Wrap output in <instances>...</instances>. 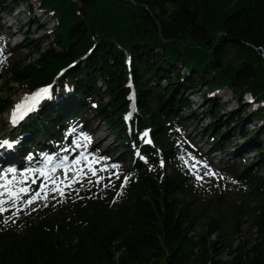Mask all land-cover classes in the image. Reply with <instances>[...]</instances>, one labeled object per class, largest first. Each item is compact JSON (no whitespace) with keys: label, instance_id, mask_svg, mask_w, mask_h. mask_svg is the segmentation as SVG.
I'll return each mask as SVG.
<instances>
[{"label":"trees","instance_id":"trees-1","mask_svg":"<svg viewBox=\"0 0 264 264\" xmlns=\"http://www.w3.org/2000/svg\"><path fill=\"white\" fill-rule=\"evenodd\" d=\"M80 1L0 0L1 12L34 2L53 22L42 28L39 44L46 46L36 47L38 58L9 70L24 92L50 86L15 129L29 135L20 151L39 133L55 132L63 116L93 115L150 165L138 162L137 181L115 196L85 189L63 196L51 211L0 224V264H264V0ZM225 89L239 107L251 102L250 111L242 109L243 123L260 127L244 130L239 115L222 120L216 95ZM11 92L0 95V113ZM187 93L206 103L201 135L209 147L233 163L239 159L241 170L232 164L231 171L262 198L254 221L260 241L249 248L234 246L230 237L246 211L232 207L229 223L224 216L206 218L208 206L193 193L190 177L174 168L177 138L194 116ZM231 133L243 139L235 152L226 143ZM244 152L256 156L242 163Z\"/></svg>","mask_w":264,"mask_h":264},{"label":"rangeland","instance_id":"rangeland-1","mask_svg":"<svg viewBox=\"0 0 264 264\" xmlns=\"http://www.w3.org/2000/svg\"><path fill=\"white\" fill-rule=\"evenodd\" d=\"M76 1L81 3L80 0ZM31 3L32 7L17 4L13 6L11 11L9 9L5 12L0 11V61H2L0 63V95L6 97L11 91L13 92L10 97L11 103L9 107L0 113V141L9 138V134L14 128L9 124L10 110L26 94L21 89L19 83L11 80L9 70L13 65L28 64L38 58L36 47L40 46L44 48L46 46L45 44H39L41 43V35L44 34L42 28L49 30L53 25L50 16L46 13L44 14V12L35 11L34 2ZM8 7L11 8L12 5H8ZM16 62L17 64H15ZM48 88L49 86H47V90ZM186 95L188 100L193 103L192 112L194 116L186 121L185 130H181L177 138L179 154L178 158L174 161V168L181 171L182 174H188L190 177L192 190L196 192L193 193L198 199H201L203 204L208 206L206 209V218L224 216L225 221L229 223L231 217L230 211H234L232 207L239 206L246 211L245 214L239 215L238 232L230 236L234 246L242 243L249 248L252 245L258 244L260 241L259 230L254 225V221L259 215V212L255 211V208L261 203L262 198L251 191L246 181H238L235 174L231 171L230 166L232 164H236L235 168L241 170L239 159L235 158V162L233 163L231 157L219 154V152H216L213 158L206 155L207 151L210 150L212 152L207 137L201 135V127L206 126L209 120L208 113L206 112V103L201 101L198 94L189 96L190 93H187ZM216 96L218 97L217 102L222 104L220 107L224 110L221 114L222 120L235 118L239 115V126L244 127V130L260 127L261 122L258 121H247L243 123L245 116L242 114V109L251 105L248 99L242 103L243 106L241 108L227 89L217 93ZM250 109L251 107L249 106L248 110L250 111ZM61 121L62 124L55 132L47 134L39 133L38 140L34 143L35 146L29 149L25 157L18 160L17 155L13 152L12 156L14 157V161H10L11 158H6V161L13 162L16 165H25L30 161V164L35 166L42 164L46 160L67 159L69 153L65 152L70 151V148H73L78 142L82 144L81 153L74 160L65 163L62 171L55 172L50 176L47 197L40 198L30 205L26 206L23 202L29 199L32 192L39 189L40 183L44 182L43 178L31 177L35 171H27L28 175L25 177L21 176L23 173L16 172L15 175L5 179L8 181L15 180L17 182L26 180L27 183H17L14 187H28L32 192L29 195L20 197L21 202L18 207L21 210L17 211L15 216H12L11 211H6L0 215L1 225H13L20 220L21 215L26 216L31 212L51 211L55 206L60 204L63 196L73 192L77 193L87 189L99 192L104 191L115 196V194H118L130 182L135 183L137 181L142 161L147 164L148 169L150 162L146 156L138 150L132 152L129 148L124 147V145H119L115 134L107 130L108 128H106L101 119L99 120L93 115L81 116L80 118L63 116ZM95 126L98 127L99 132L91 136L92 128ZM262 127V131H264V125ZM192 128L193 130L191 131ZM185 133L188 134L190 139L187 138L184 140V137L181 135ZM15 136L18 137L16 131ZM102 137L106 138V140L103 141L104 143L102 142V146L99 145L95 149L97 153L87 149L88 147L93 148L97 144L96 139ZM139 137L143 138V134L139 135ZM144 138L146 140L147 136L144 135ZM234 139L235 143L231 144V141ZM250 140L248 138V143ZM242 142L243 139L231 133L226 142L230 147L229 152H235ZM259 142L260 145L264 146V137H260ZM12 148H14L13 143ZM85 149L88 150L87 154L85 153ZM103 149L105 150L102 151ZM254 155L256 156V152L255 154L250 152L242 153L241 162H250ZM41 159L43 160L40 161ZM79 160L82 161L81 164L80 162L78 164L76 163ZM89 168L93 169L94 175L92 171H89ZM41 169L44 168L42 167ZM256 169L258 167L253 165V170L255 171ZM44 170L46 172L47 169ZM197 176L200 179H197ZM74 177L76 178V182H73ZM32 179L36 180L35 184L31 182ZM5 180H3V183ZM1 182L0 184H3ZM57 182L63 191L62 195L59 192L50 190L52 187L57 186ZM65 184L69 186H64ZM43 195L41 193L42 197ZM6 207H10V205H6ZM201 226L203 225L196 228V233L202 232ZM230 232L231 230L229 229L228 233ZM215 237V235H212L210 240H216ZM221 258L227 259L228 257L223 255Z\"/></svg>","mask_w":264,"mask_h":264},{"label":"snow or ice","instance_id":"snow-or-ice-1","mask_svg":"<svg viewBox=\"0 0 264 264\" xmlns=\"http://www.w3.org/2000/svg\"><path fill=\"white\" fill-rule=\"evenodd\" d=\"M0 63H2V61H0ZM43 91L44 93H47L48 90L44 89ZM16 108H17V112L13 114V122L16 121L17 113H19V111L24 108V105L23 104L17 105ZM145 135H147V133H145ZM0 146L11 147V145L6 141L3 142V144H0ZM76 163L78 164L79 161H77ZM31 171L32 170L30 169L29 172ZM37 171L39 172L40 176L43 178L44 182L40 183L39 189L35 192H32V190L28 187H14L17 183H21V184L27 183L26 180H21L19 182L15 180L12 181L5 180L3 184H0V215H2L6 211H11L12 216H15L17 211L21 210L18 207L19 203L21 202L20 197L29 195L30 192H32V194L29 196V199L23 202L26 206L35 203L36 200L40 198L47 197V192L49 190L48 182L50 180V177L48 176V174L45 172L44 169H38ZM89 171H92L93 175L95 174L93 169L89 168ZM23 175L27 176L28 174L25 173ZM197 179H200V177L197 176ZM31 182L35 184L36 180L32 179ZM73 182H76L75 177L73 178ZM64 186H69V185L65 184ZM50 190L54 192H59L61 195L63 194V191L59 186L58 182H57V186L52 187ZM41 193L44 194L43 197L41 196ZM5 197L7 198L5 199ZM6 205H10V207H6Z\"/></svg>","mask_w":264,"mask_h":264},{"label":"bare ground","instance_id":"bare-ground-1","mask_svg":"<svg viewBox=\"0 0 264 264\" xmlns=\"http://www.w3.org/2000/svg\"><path fill=\"white\" fill-rule=\"evenodd\" d=\"M93 130H92V134H90L91 136L93 135V134H97L98 132H99V129H98V127L97 126H95V127H93L92 128ZM90 130V129H89ZM91 133V132H90ZM75 135V134H74ZM97 140V144L93 147V148H91V147H88L87 149L88 150H91V151H95V149L97 148V147H99V145H101L102 146V142L103 141H105L106 140V138H104V137H102V138H99V139H96ZM8 142L10 145H11V147H3V146H0V161H2L4 158H6L8 155H10V153H11V151H12V143H11V141L9 140V138H6V140H1L0 141V144H3V142ZM77 143V142H76ZM104 143V142H103ZM78 145H77V147H81L82 146V144H81V142H78L77 143ZM100 146V147H101ZM105 149H107V148H105ZM105 149H103L102 151H104ZM102 151H98V152H102ZM95 153H97L96 151H95ZM100 154V153H99ZM98 155V154H97Z\"/></svg>","mask_w":264,"mask_h":264},{"label":"water","instance_id":"water-1","mask_svg":"<svg viewBox=\"0 0 264 264\" xmlns=\"http://www.w3.org/2000/svg\"><path fill=\"white\" fill-rule=\"evenodd\" d=\"M218 35H219V34H218ZM218 35H217V37H216V41H215V44H216V43H217V41H218ZM215 44H214V45H215Z\"/></svg>","mask_w":264,"mask_h":264}]
</instances>
